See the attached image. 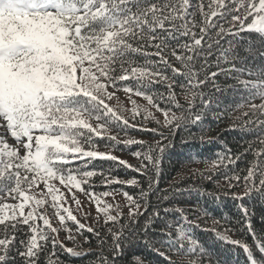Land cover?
I'll return each instance as SVG.
<instances>
[{"label":"snow or ice","instance_id":"snow-or-ice-1","mask_svg":"<svg viewBox=\"0 0 264 264\" xmlns=\"http://www.w3.org/2000/svg\"><path fill=\"white\" fill-rule=\"evenodd\" d=\"M229 90L247 106L232 128L253 139L235 152L225 144L192 174L224 186L161 189L175 137L212 143L205 118H222L218 96ZM193 193L230 197L235 220L199 201L180 206ZM256 204L264 220V0H0V264H151L141 248L162 264H213L189 213L212 219L201 230L245 264H264Z\"/></svg>","mask_w":264,"mask_h":264},{"label":"trees","instance_id":"trees-1","mask_svg":"<svg viewBox=\"0 0 264 264\" xmlns=\"http://www.w3.org/2000/svg\"><path fill=\"white\" fill-rule=\"evenodd\" d=\"M215 70V69H213ZM221 83H224L223 77L220 78ZM227 84L235 83V81L228 80ZM160 91H164L160 88ZM207 91V89H205ZM121 103H127V97L123 92L118 93ZM137 102L140 104L146 103L140 98H136ZM183 102V96L180 97ZM218 101L220 104V111L224 112L221 119H214L212 114L209 113L205 118V129H210L205 132V139L214 137L212 143H200L197 139L196 141H191L188 137L187 131L179 133L175 137L174 146L165 154V159L162 163L161 176H160V188L164 189L169 186V184L176 181H181V187H186L187 185H203L205 191H219L221 186H224L221 180L220 185H217L215 181H202L198 176L193 177V173H198L200 171L207 172L209 169V164L203 162L206 157H214L216 153L223 150V146L227 144L235 152L240 148V145L246 144V142L253 139L250 135H245L238 129H233L232 125L237 121V118L241 117L242 112L247 110L245 105L243 108H237L236 105L243 103L240 98V93H233L231 90L219 94ZM258 103L259 101H254ZM114 105L116 101L112 102ZM163 106V105H162ZM130 107V105H129ZM230 111H226L229 110ZM127 114V113H126ZM155 125H149V127H154ZM192 132L196 133L197 136L200 135V129L192 128ZM181 136L185 138L188 143L181 142ZM137 138L147 139V135L141 134ZM101 150L106 151L107 149L101 148ZM132 150H136L133 147ZM114 154L118 155L120 158L127 160L131 164H137L138 161L131 157L128 152L117 151ZM192 158L191 160L189 158ZM251 159V157H249ZM112 162H103L104 167H108ZM241 168L245 167V164L241 162ZM122 178H131L133 176L140 178L138 173L131 172L123 167H120L117 173ZM114 187H120L119 185H114ZM146 187V185H145ZM124 190L129 191L130 194H134L138 189H134L128 186H124ZM123 199V197H119ZM153 202H155V194L151 197ZM182 207H191L196 204L197 201L205 208L208 209L210 215L216 219L221 217L224 220L234 221L237 214V209L234 207V202L230 197H222L221 201L213 203L208 197L199 196L198 193H193L191 196H186L180 198ZM94 215V208L91 209ZM151 210V208L149 209ZM190 217L193 219L194 224L199 223L200 228H193V234L199 241L201 245L206 247L213 254V264L215 260L219 259L223 261V264H245L244 256L241 254L239 249L233 248L231 245L227 244L225 241L220 240L211 231H202L201 229H211L213 227L212 219H201L199 221L195 220L193 213H189ZM169 219H174V214H169ZM221 221V223L224 222ZM83 222V221H82ZM231 226V225H229ZM219 227V226H217ZM253 227L256 229L257 233H261L262 228H264V220L261 218L260 205L256 204V212L253 217ZM222 231V229H221ZM243 232V230H241ZM230 238L237 239L239 235L233 232L226 233ZM246 238L247 234L243 233ZM249 242L251 243L250 238ZM69 247L72 245L69 244ZM141 251L151 260V264H162L159 258L155 256L154 253L149 252L147 249L141 248ZM253 255L249 252V256ZM90 256H81L73 261V264H90ZM207 264V261H206Z\"/></svg>","mask_w":264,"mask_h":264},{"label":"rangeland","instance_id":"rangeland-1","mask_svg":"<svg viewBox=\"0 0 264 264\" xmlns=\"http://www.w3.org/2000/svg\"><path fill=\"white\" fill-rule=\"evenodd\" d=\"M73 207H75V206L73 205ZM85 207L87 208L88 206L86 205Z\"/></svg>","mask_w":264,"mask_h":264}]
</instances>
